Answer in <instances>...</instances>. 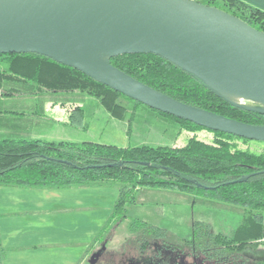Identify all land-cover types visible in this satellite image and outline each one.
I'll list each match as a JSON object with an SVG mask.
<instances>
[{"label": "trees", "instance_id": "1", "mask_svg": "<svg viewBox=\"0 0 264 264\" xmlns=\"http://www.w3.org/2000/svg\"><path fill=\"white\" fill-rule=\"evenodd\" d=\"M198 1L264 31V10L244 0ZM111 62L179 101L264 125V113L233 105L194 74L160 55L127 53L112 57ZM47 102L66 108L70 113L66 122L74 125H85L94 114L93 107H101L129 135L140 130L171 134L173 138L187 131L192 136L183 146L140 141L119 146L25 137L20 120L36 117L55 121L46 114ZM201 130L212 132L213 140L199 138ZM240 140L253 143L152 108L49 56L35 52L0 54V185L66 188L99 184L118 188L112 213L88 254L106 245L124 225L125 250L144 254L159 241L165 249L203 258L210 264L247 263L245 251L264 246V150L242 148ZM153 192L167 196L164 200L184 198L231 210L241 219L232 236L214 231L209 222L193 219L191 236L181 237L159 224L130 216V208L151 205ZM164 205L158 202L157 210L162 212ZM253 264H264V258L254 259Z\"/></svg>", "mask_w": 264, "mask_h": 264}, {"label": "water", "instance_id": "2", "mask_svg": "<svg viewBox=\"0 0 264 264\" xmlns=\"http://www.w3.org/2000/svg\"><path fill=\"white\" fill-rule=\"evenodd\" d=\"M15 52L49 56L152 108L264 141V125L179 101L111 62L152 52L233 105L264 113V31L216 6L197 0H0V54Z\"/></svg>", "mask_w": 264, "mask_h": 264}, {"label": "crops", "instance_id": "3", "mask_svg": "<svg viewBox=\"0 0 264 264\" xmlns=\"http://www.w3.org/2000/svg\"><path fill=\"white\" fill-rule=\"evenodd\" d=\"M244 1L264 10V0ZM50 106L58 105L45 104L48 117ZM67 113L64 121L69 119ZM39 120L45 119L27 117L20 121L27 128ZM117 196L118 188L113 185H0V264H93L91 259L96 251L92 249L88 254V248L111 215ZM119 234L102 246L100 259L107 251L115 253L109 244H117L119 253L125 251L126 235L122 238V229Z\"/></svg>", "mask_w": 264, "mask_h": 264}, {"label": "rangeland", "instance_id": "4", "mask_svg": "<svg viewBox=\"0 0 264 264\" xmlns=\"http://www.w3.org/2000/svg\"><path fill=\"white\" fill-rule=\"evenodd\" d=\"M245 103H252L243 100ZM94 114L90 118L89 122L85 125H74L64 121V117L69 112L66 108L60 106L48 108L51 117L55 118V121L49 122L48 120L35 121L24 128L25 137L43 138L47 140H65V141H96L102 143L116 144L119 146H127L136 144L137 142H145L152 145H174L183 146L187 139L192 136L191 132L184 131L178 138H173L171 134L164 135L161 132L146 133L140 130H135L131 135L127 134L123 130V126L116 121L110 119L108 113H106L101 107H93ZM60 112V115L53 114L51 112ZM62 118V120L60 119ZM61 120V121H60ZM21 127L22 124H21ZM23 130V131H24ZM199 138L212 141L213 133L207 130H201L197 132ZM253 143H244L239 141V145L242 148H253L257 151L264 150V143L253 140ZM149 201L151 205L149 207H132L129 214L131 217H138L143 220L150 221L152 223L159 224L163 228H167L172 233L181 237L189 238L191 236L190 227L193 219L204 220L212 225L214 231H220L228 236H232L235 229L241 219L240 215L231 210H221L207 207L203 204H194L184 198L173 199L165 198L158 192H153L150 195ZM171 203H166L170 202ZM164 202L163 211L157 210V203ZM123 231L122 238L126 235V227L124 225L119 227V231ZM117 238L121 235L119 234ZM121 238V239H122ZM120 240V239H119ZM122 244V243H121ZM112 251H107L103 255V259H100L101 253L104 249H99L92 255L91 262L93 264H127L139 262L140 264H148L151 262L149 256L143 253L137 252L135 249L125 250L123 253H119V246L117 244H109ZM118 253V254H117ZM249 256L257 259L264 258V246H261L257 250H250ZM159 259L160 256H157Z\"/></svg>", "mask_w": 264, "mask_h": 264}, {"label": "flooded vegetation", "instance_id": "5", "mask_svg": "<svg viewBox=\"0 0 264 264\" xmlns=\"http://www.w3.org/2000/svg\"><path fill=\"white\" fill-rule=\"evenodd\" d=\"M251 249L245 251L246 261L244 264H253V260L257 258H253L248 255ZM162 253L163 255H160ZM146 256H149L148 264H210L209 260H205L203 258H195L188 257L186 254L178 253L175 250H169L163 248L159 241L153 243V246L150 247L146 252H144ZM157 256H160L158 259ZM242 262V261H241ZM130 264V263H127ZM243 264V263H240Z\"/></svg>", "mask_w": 264, "mask_h": 264}, {"label": "bare ground", "instance_id": "6", "mask_svg": "<svg viewBox=\"0 0 264 264\" xmlns=\"http://www.w3.org/2000/svg\"><path fill=\"white\" fill-rule=\"evenodd\" d=\"M230 97L233 99H238V96H236V95H230Z\"/></svg>", "mask_w": 264, "mask_h": 264}, {"label": "built area", "instance_id": "7", "mask_svg": "<svg viewBox=\"0 0 264 264\" xmlns=\"http://www.w3.org/2000/svg\"><path fill=\"white\" fill-rule=\"evenodd\" d=\"M198 1V0H197Z\"/></svg>", "mask_w": 264, "mask_h": 264}]
</instances>
